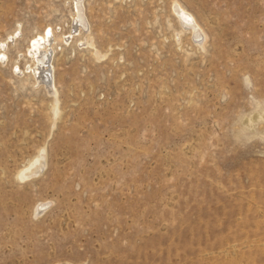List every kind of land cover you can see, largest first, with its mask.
<instances>
[{
	"label": "rangeland",
	"instance_id": "obj_1",
	"mask_svg": "<svg viewBox=\"0 0 264 264\" xmlns=\"http://www.w3.org/2000/svg\"><path fill=\"white\" fill-rule=\"evenodd\" d=\"M179 1L205 48L174 36L173 0H84L107 55L54 44L53 123L16 49L50 26L68 39L71 4L0 0V39L19 27L0 63V264H264V0Z\"/></svg>",
	"mask_w": 264,
	"mask_h": 264
},
{
	"label": "bare ground",
	"instance_id": "obj_2",
	"mask_svg": "<svg viewBox=\"0 0 264 264\" xmlns=\"http://www.w3.org/2000/svg\"><path fill=\"white\" fill-rule=\"evenodd\" d=\"M68 3L71 4V9L69 10V14L71 17V30L69 31L70 36L68 37V39L64 38L63 35L57 37L50 26L49 28L45 27L42 32L38 31L35 34L30 35L27 38V43L24 50H22L21 47H17L16 49V72L25 73V70H27L29 72L28 79L32 81V85H45L47 93L52 98L51 117L53 119V123L58 120L57 118L60 113V108L58 106L59 91L57 85L53 82L54 76L52 77V75L54 74H52L53 71L50 67V60L51 57H53L55 51L54 44L58 40H64L68 42V40L72 39V41H74V49L80 41L82 45H85L86 47L90 48L91 51H93V56L97 60L103 59V57H106L107 55L97 47L95 37L93 35V32L91 31V22L85 11L86 6L84 0H68ZM171 12L175 15L177 24L179 26L178 28L173 29L174 36L178 37L179 41H181V36L185 32H187L190 34L191 39L198 46H200L201 48H205V45L208 41V33L198 22L195 15L189 9H187V7H185L179 0H173V2L171 3ZM168 23L170 27L173 26L170 20ZM18 30L19 27H15L12 31L7 33L4 39H0V63H2V65L6 62V59L8 58L7 41L9 39L13 40L14 36H17L16 33L18 32ZM21 59L24 61V68H21L18 64ZM45 153L46 152L44 149L40 150L39 155L35 159H33V161L25 169L23 168L24 170L22 169L23 171H21L19 175H17L18 179L23 181L31 177L33 178L34 175L39 174L42 168L45 167ZM46 204L47 202L39 203L35 209L40 208L43 210L42 207H46ZM42 210H40V212Z\"/></svg>",
	"mask_w": 264,
	"mask_h": 264
}]
</instances>
